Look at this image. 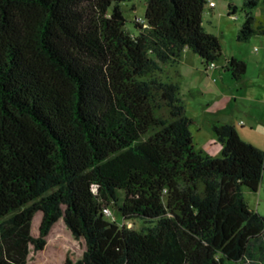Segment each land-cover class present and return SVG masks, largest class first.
I'll return each mask as SVG.
<instances>
[{
    "label": "trees",
    "instance_id": "1",
    "mask_svg": "<svg viewBox=\"0 0 264 264\" xmlns=\"http://www.w3.org/2000/svg\"><path fill=\"white\" fill-rule=\"evenodd\" d=\"M127 1L0 0V264H28L60 220L85 243L63 264H237L264 249L243 193L260 189L264 150L218 122L221 156L198 151L180 82L161 77L186 49L236 82L248 64L223 59L208 0H145L137 35ZM259 3L244 0L238 40L264 35ZM111 209L154 225L119 226Z\"/></svg>",
    "mask_w": 264,
    "mask_h": 264
},
{
    "label": "rangeland",
    "instance_id": "2",
    "mask_svg": "<svg viewBox=\"0 0 264 264\" xmlns=\"http://www.w3.org/2000/svg\"><path fill=\"white\" fill-rule=\"evenodd\" d=\"M214 1L216 3L214 9L205 7V29L218 37L223 59L236 57L248 64L244 80L239 83L234 81L232 74L228 71L224 72L221 64L218 73L212 74L211 71L204 73L201 58L188 49L183 52L180 62L163 65L161 77L165 81L180 82L181 98L186 111L187 109L189 111L188 115L203 119L201 113L205 108L209 111H224L221 113L226 114L234 111L235 116L233 115L232 121L237 124L241 138L245 141L247 139L258 141L264 147V35L252 37L246 42L238 40L240 28L245 21V13L241 10L244 0ZM229 4L238 6L239 9L235 14L238 19L229 15ZM122 8L127 20V30L137 35L139 30L136 29L135 22L145 17V0H129L122 4ZM253 14L264 21V0H260ZM208 82H211L215 88L210 86L206 88L205 84ZM226 114L222 116L227 117ZM201 121L200 125L197 123L191 126L194 145L198 151L205 149L213 137L203 125L204 120ZM240 121H244L246 125L241 127L238 125ZM243 193L250 208L264 216V177L258 192L244 187ZM111 210L110 217L119 226L140 231L154 225L153 222L139 218L125 220L115 210ZM41 219V213L34 218V236L38 235ZM84 251V241L75 239L63 220H60L52 228L45 249L38 252L34 248L31 249L28 264H63L66 257L76 262L83 257ZM253 253V259L247 258L237 264H264V249L260 250L258 243L255 244Z\"/></svg>",
    "mask_w": 264,
    "mask_h": 264
},
{
    "label": "crops",
    "instance_id": "3",
    "mask_svg": "<svg viewBox=\"0 0 264 264\" xmlns=\"http://www.w3.org/2000/svg\"><path fill=\"white\" fill-rule=\"evenodd\" d=\"M201 64H202V67L205 69L204 73H206L208 71H211L212 74H216L219 71L218 70L219 69V65H217L216 67L212 68L210 66H206L203 63H201ZM224 72H225V70H224ZM220 73L223 74L222 71H220ZM244 78H243V80H244ZM205 85H206V88L208 86H210L211 88H215V87H213L211 82H208V84H205ZM245 87H246V85H245ZM196 100H198V99H196ZM188 112L189 111L187 109V114H188ZM221 112H224V111H220V110H218V111H209L208 109L205 108V109H203V113H201V116H202L203 119H199L200 117L197 118V117H194L193 115H188V116H191L192 119L197 120L198 125H200L199 123H200L201 120H204V122H203L204 124L203 125H205L206 129L209 131V134L213 135V137H211L210 144H208V146H206L205 149H203V150L201 149L203 153L211 155L213 157H219L220 154L222 153V144L216 138V135H215V133L213 131V128H212L213 124L218 123V122H222V123L229 122V123L233 124L236 127L237 131H238L237 124L233 123V121H232L233 115L235 116V112L233 111V113H227V114L226 113H221ZM225 112H227V111H225ZM222 114H224V115L226 114L227 117L222 116ZM238 125H240L241 127H244L246 125V123L244 121H240ZM256 132H258V130H256ZM240 137H242L241 133H240ZM247 141L250 142L251 144H253L254 146H256L257 148L264 150L263 145L258 143V141H253V140H250V139H247Z\"/></svg>",
    "mask_w": 264,
    "mask_h": 264
},
{
    "label": "built area",
    "instance_id": "4",
    "mask_svg": "<svg viewBox=\"0 0 264 264\" xmlns=\"http://www.w3.org/2000/svg\"><path fill=\"white\" fill-rule=\"evenodd\" d=\"M215 6H216V3H215L214 0H208V7H209V8H213V9H214ZM233 17H234L235 19H238V17H237L236 15H234ZM210 67L214 68V67H216V66H215L214 64H212ZM106 212H107L108 215L111 214L109 210H107Z\"/></svg>",
    "mask_w": 264,
    "mask_h": 264
}]
</instances>
